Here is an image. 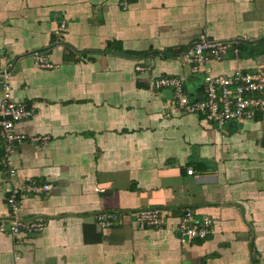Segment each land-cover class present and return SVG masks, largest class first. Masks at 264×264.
<instances>
[{"label":"crops","instance_id":"0c3cea01","mask_svg":"<svg viewBox=\"0 0 264 264\" xmlns=\"http://www.w3.org/2000/svg\"><path fill=\"white\" fill-rule=\"evenodd\" d=\"M118 2L0 0V71L11 69L13 101L33 110L14 127L26 137L11 157L15 181L52 186L18 202L42 232L13 236L0 161V264H264V113L217 127L149 88L184 78L191 102L201 100L183 54L201 34L259 47L264 0ZM258 64L264 54L230 50L210 66L228 75ZM147 209L166 213L161 228L138 229L132 213ZM186 209L210 220L205 240L181 241ZM104 213L121 223L101 228Z\"/></svg>","mask_w":264,"mask_h":264},{"label":"built area","instance_id":"2783aa9c","mask_svg":"<svg viewBox=\"0 0 264 264\" xmlns=\"http://www.w3.org/2000/svg\"><path fill=\"white\" fill-rule=\"evenodd\" d=\"M119 8L125 10L128 0H119ZM65 29L61 23L55 30V36L61 37ZM236 42L213 40L201 34L183 54V62L189 68L190 75H202L203 97L191 102L184 89L185 79L162 76L149 81L153 91L169 89L172 91L170 106L187 114L199 115L204 121L217 127L228 122L241 123L252 121L259 113H264V64H258L252 69L236 68L228 75H214L211 63L223 60L231 50L237 57ZM34 62L42 69H52L53 64L45 57L34 54ZM143 70L137 67V71ZM11 69L0 71V138L2 143L1 165L6 173L5 194L9 208L10 220L7 231L13 236L19 233H40L45 227L42 219L24 220L18 215V202L23 196H40L51 191L50 184H40L29 181L19 184L15 181L16 171L11 157L15 147L26 140L24 135L14 131L15 124L33 116V110L13 101L11 97ZM37 141L38 139H34ZM188 175L193 174L189 169ZM138 229H157L164 225L166 213L160 209L139 210L132 213ZM97 224L104 229L121 223L118 215L104 213L96 217ZM210 220L204 218L198 221L189 210H184L179 219L177 231L181 241L191 242L205 240L210 234ZM4 231L3 226L0 229Z\"/></svg>","mask_w":264,"mask_h":264},{"label":"trees","instance_id":"16d2710c","mask_svg":"<svg viewBox=\"0 0 264 264\" xmlns=\"http://www.w3.org/2000/svg\"><path fill=\"white\" fill-rule=\"evenodd\" d=\"M263 43H262V45H259V47H257V48L237 44L236 48L238 50V55H239V53H241V54L243 53L244 56H246L248 58H253V57L258 56V55H263L264 54V44Z\"/></svg>","mask_w":264,"mask_h":264},{"label":"rangeland","instance_id":"374dc122","mask_svg":"<svg viewBox=\"0 0 264 264\" xmlns=\"http://www.w3.org/2000/svg\"><path fill=\"white\" fill-rule=\"evenodd\" d=\"M58 28V27H57ZM56 28V29H57ZM55 38L57 39V40H59V37H56L55 36ZM193 76H199L200 78H201V81H202V75H193ZM203 83V82H202ZM164 90H169V89H164ZM171 91V90H170ZM171 93H172V91H171ZM172 96H173V94H172ZM189 98V97H188ZM190 100V99H189ZM191 101V100H190Z\"/></svg>","mask_w":264,"mask_h":264},{"label":"water","instance_id":"95a60500","mask_svg":"<svg viewBox=\"0 0 264 264\" xmlns=\"http://www.w3.org/2000/svg\"><path fill=\"white\" fill-rule=\"evenodd\" d=\"M170 95H172V93L170 92ZM195 102V101H194Z\"/></svg>","mask_w":264,"mask_h":264}]
</instances>
